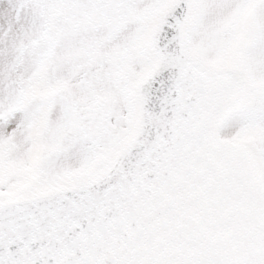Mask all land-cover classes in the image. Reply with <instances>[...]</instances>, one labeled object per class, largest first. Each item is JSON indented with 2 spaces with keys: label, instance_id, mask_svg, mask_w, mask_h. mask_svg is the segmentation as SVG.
<instances>
[{
  "label": "snow or ice",
  "instance_id": "6c2138e0",
  "mask_svg": "<svg viewBox=\"0 0 264 264\" xmlns=\"http://www.w3.org/2000/svg\"><path fill=\"white\" fill-rule=\"evenodd\" d=\"M0 264H264V0H0Z\"/></svg>",
  "mask_w": 264,
  "mask_h": 264
}]
</instances>
